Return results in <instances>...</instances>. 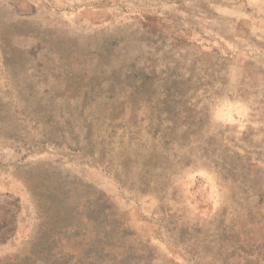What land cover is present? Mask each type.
Instances as JSON below:
<instances>
[{"label":"rangeland","instance_id":"obj_1","mask_svg":"<svg viewBox=\"0 0 264 264\" xmlns=\"http://www.w3.org/2000/svg\"><path fill=\"white\" fill-rule=\"evenodd\" d=\"M0 264H264V0H0Z\"/></svg>","mask_w":264,"mask_h":264}]
</instances>
